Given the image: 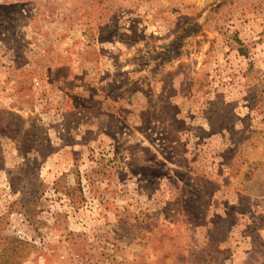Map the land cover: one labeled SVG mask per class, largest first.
Masks as SVG:
<instances>
[{"label": "rangeland", "instance_id": "rangeland-1", "mask_svg": "<svg viewBox=\"0 0 264 264\" xmlns=\"http://www.w3.org/2000/svg\"><path fill=\"white\" fill-rule=\"evenodd\" d=\"M0 264H264V0H0Z\"/></svg>", "mask_w": 264, "mask_h": 264}, {"label": "trees", "instance_id": "trees-1", "mask_svg": "<svg viewBox=\"0 0 264 264\" xmlns=\"http://www.w3.org/2000/svg\"><path fill=\"white\" fill-rule=\"evenodd\" d=\"M241 52H242V50H241Z\"/></svg>", "mask_w": 264, "mask_h": 264}]
</instances>
